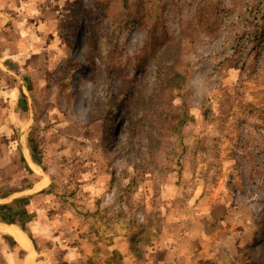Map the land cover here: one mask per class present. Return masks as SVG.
<instances>
[{"label":"rangeland","instance_id":"374dc122","mask_svg":"<svg viewBox=\"0 0 264 264\" xmlns=\"http://www.w3.org/2000/svg\"><path fill=\"white\" fill-rule=\"evenodd\" d=\"M9 106L51 180L6 218L28 264H264V0H0L6 196L33 181Z\"/></svg>","mask_w":264,"mask_h":264},{"label":"crops","instance_id":"0c3cea01","mask_svg":"<svg viewBox=\"0 0 264 264\" xmlns=\"http://www.w3.org/2000/svg\"><path fill=\"white\" fill-rule=\"evenodd\" d=\"M23 17H25V12L22 14ZM25 24V21L23 22ZM22 29V25L19 26ZM25 27V26H24ZM18 33H25V30H17ZM24 47V46H23ZM24 48H20L19 50H23ZM25 66V63L22 64ZM6 93V92H4ZM23 93L25 95V90H23ZM24 95L21 93L22 100L24 98ZM5 99H7L5 97ZM2 110V109H1ZM4 111V109H3ZM4 121L6 123V128L9 129V132L11 131L13 133V139H15L16 143V149L19 150L21 153L23 160L25 162V170L29 169L33 172V181L31 185L25 186L24 188L20 190H15L11 193H8V195H2L0 194V237L1 238H9L11 239V245L8 250L10 251V257L13 259H16L18 254L22 253L23 261L22 264H28V252L30 250L35 251V257H37V247H36V240L37 237L34 233L31 232L32 237L21 227L19 224L9 221L6 218H9L10 216L17 215L19 219L24 218V216L29 213H32L35 211V207L31 206L32 203H29L30 198H28L29 195H32L34 193H39L41 190L45 189L47 186L50 185L51 180L50 177H48L42 166L40 165L37 158H35L33 151L30 147L29 143V128L32 125L33 118L31 117V110L28 108H24V106H21L20 109H15L14 107L9 106L7 109H5L4 114ZM2 118V117H1ZM19 120V122H18ZM1 122H3L1 120ZM18 133V137L14 138V132ZM12 139V144H13ZM19 156V154H18ZM21 159V157H20ZM30 172V171H29ZM27 171V176H29V173ZM29 173V174H28ZM28 183V182H26ZM17 197L23 200L25 202V206H21V208L18 206ZM25 197V198H24ZM5 211H3V209ZM34 234V235H33ZM25 238L29 241V243L32 245L27 247L25 246ZM33 238V239H32ZM37 259V258H36ZM41 262V264H47L48 260L47 258H43L41 260L37 259ZM15 261V260H14Z\"/></svg>","mask_w":264,"mask_h":264},{"label":"trees","instance_id":"16d2710c","mask_svg":"<svg viewBox=\"0 0 264 264\" xmlns=\"http://www.w3.org/2000/svg\"><path fill=\"white\" fill-rule=\"evenodd\" d=\"M127 2V0H125V3ZM151 82H150V90L152 92L160 90L162 88V86L164 85V82L168 81L166 80V74L172 76L173 72L171 70V66H165L161 63H158L155 65L152 73H151ZM175 75H178V73H174ZM166 80V81H165ZM150 96V95H149ZM138 100V98H136ZM135 99V101H137ZM129 109V107H127ZM142 112L144 113V111L142 110ZM145 114H142V117H144Z\"/></svg>","mask_w":264,"mask_h":264},{"label":"bare ground","instance_id":"6f19581e","mask_svg":"<svg viewBox=\"0 0 264 264\" xmlns=\"http://www.w3.org/2000/svg\"><path fill=\"white\" fill-rule=\"evenodd\" d=\"M86 30H87L86 25L82 26L81 32H80V40H79V42L77 44V47L75 46V48L77 49V52H78V55L76 57H79L80 56L79 51L81 50L82 44L85 41V33H86Z\"/></svg>","mask_w":264,"mask_h":264}]
</instances>
